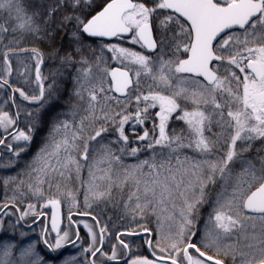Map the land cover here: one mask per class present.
<instances>
[{"label": "snow or ice", "instance_id": "1", "mask_svg": "<svg viewBox=\"0 0 264 264\" xmlns=\"http://www.w3.org/2000/svg\"><path fill=\"white\" fill-rule=\"evenodd\" d=\"M0 21V145L11 157L0 166L16 162L38 122L39 109L21 119L14 94L43 107L56 90L46 55L57 73L74 70L76 97L52 117L24 178L4 177L13 191L0 213L13 205L16 224L50 206L48 253L20 231L0 241V264H264V0H0ZM22 56L34 61L33 94L13 78ZM109 205L126 223L112 224Z\"/></svg>", "mask_w": 264, "mask_h": 264}, {"label": "rangeland", "instance_id": "2", "mask_svg": "<svg viewBox=\"0 0 264 264\" xmlns=\"http://www.w3.org/2000/svg\"><path fill=\"white\" fill-rule=\"evenodd\" d=\"M33 2H34V0H24L25 5H30ZM44 50L47 54V51H48L47 45H44ZM109 57H110V54H109ZM46 60H48V61H46V62L44 61V63L41 66L42 75L46 78V80H45L46 85L49 83H53V81H55V89L56 90L53 92V95L46 100L43 107H40V105H37L36 107H31V110H37V108H38L39 109V115L34 118L38 122L36 124L34 132L32 133L33 139L29 143L28 147L22 153H20L19 158L16 160L15 163L8 165L7 167L0 166V178H1V184H2L1 186L3 187V191H1L2 195L0 196L1 197L0 200H1L2 204L5 201L6 195L11 196L12 191H13V184H11V183L8 185L7 189L5 188L4 177H17L18 179L24 178V176H25L24 170L26 169V166L31 162L32 158L35 156V154L38 152V150L43 146V144L45 143V141L48 137L49 129H50L51 122H52V117L54 115H56L57 113L66 112L71 107V105L76 102V97L74 95H72V93H73V80L71 79L70 75L68 76L69 78L67 77L68 78L67 80L69 81V88L67 89V93L65 95H62V93H65L66 91L64 90L61 82L66 80V76L62 75L61 77L58 76L59 78H51L50 77V74H51L50 67L54 62L56 63L57 61L52 60V59H46ZM15 61H14V65H16V66H14L15 67L14 72H19V74H20V75H14L13 76V78H17L19 76L17 78L18 80H16L17 86L29 85V87L31 88V91H30L31 93H33L34 91L38 92V88H37L35 76H34L35 75L34 62L31 63L29 68H26V66H25L26 62H24L23 60H20L17 62H15ZM107 66L108 67H111V66H118L119 67L120 64L117 63L116 61H112L110 59L109 61H107ZM102 67H103V65H102ZM24 69L26 70L25 71L26 72L25 77L27 76L29 78L30 83H25L26 78H21V77H24V75H21V73L24 72ZM72 74L74 75V73H72ZM148 82H150V80ZM55 95H56L57 99L59 98V100H58L59 102L56 101ZM2 99H3V93L0 92V102H2ZM18 102L19 101H17V103ZM34 108H36V109H34ZM5 110H9V109L6 107ZM22 120H25V117L22 118ZM182 124H183V122H182ZM149 155H150V151H148V150H144L141 153H139L140 158H145ZM125 158L128 160H126ZM124 159L126 162L131 163V162L135 161L136 157L126 156V157H124ZM8 160H9L8 156L7 157L6 156L0 157V165L5 164ZM129 160H131V161L129 162ZM82 176L83 177L87 176L86 168H85L84 172L82 173ZM72 186L78 187V184L73 183ZM45 188H47L46 185H45ZM207 194H208L209 199L214 197L215 192H214V189L212 186H209V188L207 190ZM79 200H80V203L82 205V202H83V191L82 190L80 191V194H79ZM39 203H41V202H37V204H38L37 210L38 211L40 210L39 209ZM26 204H27V201L24 202V205L22 207L26 206ZM84 210L85 209L81 206V208L78 211L83 212ZM209 210H210V206L208 203L201 205V207L199 209L200 216L198 218L197 225H196L198 228L203 227L204 219L206 218ZM110 212H115L117 215L116 217H118V216L120 217L123 214V208L122 207H113L112 205H109L107 214L110 215L109 214ZM5 214L8 216L9 215L13 216L15 213H14V211H12V209L11 210L9 209L8 212H6ZM64 214H65V216H64L65 220H64L63 226H66L67 225V220H66L67 212ZM32 217L33 216L30 214L28 217L25 218V220H29ZM119 217H118V219L114 218L115 221L114 222L111 221L112 224H118V222L119 223H126V221H121ZM74 218L81 219V220L87 219L91 223L90 219L85 218V217L76 216ZM5 224H6L5 226L0 228V241L9 240V239H19L18 233L20 231H25V230H20L17 227H15L16 231L14 232L13 231L14 225H12L8 222H6ZM80 228H81V235L83 236L84 232L86 230L83 229L82 224L80 225ZM26 232H28V231H26ZM30 234L31 233H29V235ZM31 239L38 241V239H35V238H31ZM49 239H50V241L54 242V236L50 237ZM108 243L109 242L106 241V246ZM111 243H116L115 239H113L111 241ZM38 247L42 251V253H44V252L48 253V250L44 249V247L41 246L39 241H38ZM67 249L69 252L75 251V249L73 248L72 245L68 246ZM137 254L147 255L145 253V249H141L139 251V253H137ZM51 257H53V256H51ZM51 257L46 256V259H48L49 261L58 259V257H53V258H51Z\"/></svg>", "mask_w": 264, "mask_h": 264}, {"label": "flooded vegetation", "instance_id": "3", "mask_svg": "<svg viewBox=\"0 0 264 264\" xmlns=\"http://www.w3.org/2000/svg\"><path fill=\"white\" fill-rule=\"evenodd\" d=\"M128 43V42H127ZM14 66H16V65H14L13 64V67ZM14 70H15V67H14ZM26 70L24 69V72H22L21 73V75H24V77H21V78H26L25 77V75H26V72H25ZM14 75H20L19 74V72H14ZM35 76V75H34ZM19 77V76H18ZM17 77V78H18ZM17 78H14L15 80H18ZM28 78V77H27ZM28 80H29V78H28ZM24 81V80H23ZM26 83V82H25ZM22 85V84H21ZM22 86H24V85H22ZM28 86V87H27ZM25 87V90L27 91V92H29V94H33V93H31L30 91H31V88L29 87V85H25L24 86ZM15 96H16V98H17V101H19L17 104L20 106V109H21V119L22 118H24L25 117V120L27 119V115H26V111L27 110H31V107H36L37 105H39V104H33L32 102H29V101H25V100H23V98H21V97H19V93H15L14 94ZM34 109H36V108H34ZM38 109V108H37ZM11 111L12 112H15L16 111V106L15 105H13L12 106V108H11ZM33 113H35L37 110H31ZM21 126H24V125H21ZM3 156H8L9 157V159H10V154H9V152L7 151V148H6V146L5 145H0V157H3ZM0 185H1V180H0ZM0 196H1V186H0ZM1 198V197H0ZM2 203H1V200H0V206H2L1 205ZM9 209L11 210L12 209V211H14V215L12 216V215H6L5 213H0V215H3L4 216V225L3 226H5L6 224V222H8V223H10V224H12V225H14L15 227H17L18 229H20V230H25V231H28L29 233H31L30 234V238H35V239H38V241H39V243L41 244V246H43L44 247V249H46V250H48L47 248H46V246L43 244V242H42V239H41V231H42V228L44 227V224H43V221L45 220V219H47L48 220V222H49V224H50V214H51V210H50V208H44L43 210L46 212V217H41L39 220H37V219H35V217L33 216L31 219H29V220H21V221H19V224H16V220H17V217H18V215H19V213L18 212H16L15 210H14V206L13 205H9ZM68 211V209H67V207L65 206V205H62V208H61V213H62V218H63V223H64V216H65V214L64 213H66ZM75 213H77L76 211H74V217H76V216H78V215H76ZM67 217V216H66ZM79 217H81V216H79ZM85 218H88V217H85ZM88 219H90V221H91V218H88ZM66 220H67V218H66ZM6 221V222H5ZM92 222V221H91ZM63 226V225H62ZM7 235V234H6ZM9 236V235H8ZM52 236H54V234L53 233H49V236H48V239L50 238V237H52ZM50 240V239H49ZM116 242V241H115ZM139 239H137V244L136 245H134L133 247L135 248V247H137L138 245H139ZM71 246V245H70ZM146 253V252H145Z\"/></svg>", "mask_w": 264, "mask_h": 264}, {"label": "trees", "instance_id": "4", "mask_svg": "<svg viewBox=\"0 0 264 264\" xmlns=\"http://www.w3.org/2000/svg\"><path fill=\"white\" fill-rule=\"evenodd\" d=\"M97 2H99V0H97ZM23 3H24V0H23ZM25 4V3H24ZM0 22H2V21H0ZM15 23V21H12L10 24H9V28L11 29V27H12V25ZM65 45H66V43H67V38H65V41L63 42ZM0 46H2V45H0ZM22 47H24L25 45H21ZM28 46H31V45H28ZM43 49H44V45H40ZM125 46H132L131 44H129V43H127V42H125ZM137 47V50H139L138 49V46H136ZM46 53V52H45ZM86 54L88 55V56H91L92 55V52L90 51V50H86ZM46 59H48L47 58V55H46V58H45V62L46 61H48V60H46ZM21 60H23L24 62H26V68H29L30 67V65H31V63H33L34 61L32 60V58H30V57H21ZM110 60V57H109V59H108V61ZM14 61H15V58H14ZM15 62H17V61H15ZM59 67V62L57 61L56 63L54 62L52 65H51V67H50V72H51V74H50V77L51 78H59V77H61L62 75H64V76H66V80L65 81H62L61 82V84H62V86H63V88H64V90L66 91L65 93H62V95H65L66 93H67V89L69 88V81L67 80L69 77V73H74V70H72V69H67V70H61L59 73H57V68ZM59 76V77H58ZM68 77V78H67ZM51 81V80H50ZM55 97H56V95H55ZM59 100V98L57 99V97H56V101L57 102H59L58 101ZM54 102V101H53ZM35 118V117H34ZM170 125H171V128H174V129H176L177 131H180V129H182L183 127H185L183 124H182V122L181 121H176V122H170ZM149 126H150V123H149ZM126 131L127 132H129L130 133V129H128L127 128V125H126ZM137 131L139 132L140 130L139 129H137ZM217 131H219V129L217 128V127H213L212 128V133H215V132H217ZM210 135V134H209ZM131 146H139L138 144H136V145H130V147ZM257 147H259V144H257L256 145ZM189 154H191V153H189ZM126 159V158H125ZM126 160H128V159H126ZM131 160H129V162H130ZM0 180H1V178H0ZM2 185V184H1ZM0 185V186H1ZM1 191H3V187L1 186ZM1 195H2V192H1ZM110 214V216H111V218H112V220L111 221H115V219H118V217H116L117 215H116V213L115 212H110L109 213ZM108 215V214H107ZM115 218V219H114ZM120 218V217H119ZM118 224H119V222H118ZM2 237V236H1ZM45 253V252H44ZM46 256H49V257H51L50 255H46ZM51 258H53V257H51Z\"/></svg>", "mask_w": 264, "mask_h": 264}, {"label": "water", "instance_id": "5", "mask_svg": "<svg viewBox=\"0 0 264 264\" xmlns=\"http://www.w3.org/2000/svg\"><path fill=\"white\" fill-rule=\"evenodd\" d=\"M111 67H118V66H111ZM35 71V70H34ZM45 208H50V206H48V207H45ZM50 210H51V208H50ZM76 215H78L77 213H75ZM79 216V215H78ZM50 217H51V214H50ZM49 226H50V224H49ZM54 234V233H53ZM142 235V234H141ZM68 246H70V245H66L65 247L67 248ZM145 252H146V254H148V252L145 250ZM51 256H53V255H51ZM53 257H56V256H53Z\"/></svg>", "mask_w": 264, "mask_h": 264}]
</instances>
